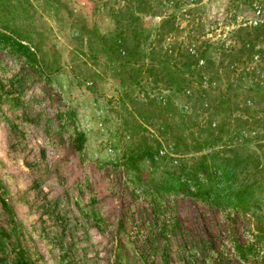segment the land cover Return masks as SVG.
Here are the masks:
<instances>
[{"label": "rangeland", "instance_id": "1", "mask_svg": "<svg viewBox=\"0 0 264 264\" xmlns=\"http://www.w3.org/2000/svg\"><path fill=\"white\" fill-rule=\"evenodd\" d=\"M241 22H264V0H0V264H264V204L244 216L179 180L207 154L232 169L214 192L242 190L263 174L264 129L235 143L243 116L220 113L230 141L204 146L183 98L165 107L161 53Z\"/></svg>", "mask_w": 264, "mask_h": 264}, {"label": "trees", "instance_id": "2", "mask_svg": "<svg viewBox=\"0 0 264 264\" xmlns=\"http://www.w3.org/2000/svg\"><path fill=\"white\" fill-rule=\"evenodd\" d=\"M180 7L181 4L176 2L173 9ZM129 8L130 6H127V12ZM175 18V14H171L161 22L158 30L161 42L172 36L171 32L177 28L173 25ZM188 22L191 23L193 20ZM192 25L197 26L199 23ZM235 25L236 27L226 34L223 32L216 34V29L213 27L209 34H214L215 39L207 38L197 47H183L179 61L174 55L173 47L161 53L163 63L169 69L166 75L171 77L167 82V96L170 99L165 107L171 111L170 115L171 113L174 115L176 107L173 106L171 99L183 98L185 105L180 109L182 116L193 113L197 118H201L195 126L208 132L204 138L200 137L197 141L204 146L230 141L227 134L224 136L227 133L225 127L230 123H222L219 119L213 124V118L220 113L229 115L238 113L243 116V121L237 123L240 128L234 129L231 135L235 143L244 140L251 144L252 141L261 138L259 131L264 129V22L255 25L241 22ZM193 40L197 41V39ZM121 42L124 44L125 39ZM15 45L23 48L20 43ZM127 51L125 44L120 51L122 65L130 62ZM206 114L209 115L208 119L202 117ZM186 124L189 126L190 121ZM261 142L264 144V138ZM207 156L204 154L201 157L200 169H198L200 172L181 174L183 178L180 177L179 180L182 181L186 192H189L191 184L195 187L194 193L199 198L217 206L229 205L233 212L244 216H247L248 212L253 213L260 204H264V170L259 177L254 173L242 190L231 189L227 196H220L221 193L218 194L217 190L214 192L210 180L221 183L224 178L230 177L232 169L225 167L227 173L218 161L210 158V162H207ZM256 220L259 222L257 218ZM252 236L258 243L264 237L263 229H257ZM236 246L234 241L236 253H241L242 251ZM202 249L209 254L211 247L203 242ZM218 254L216 253V256ZM164 255L166 258L165 251ZM18 264L27 263L20 257Z\"/></svg>", "mask_w": 264, "mask_h": 264}]
</instances>
